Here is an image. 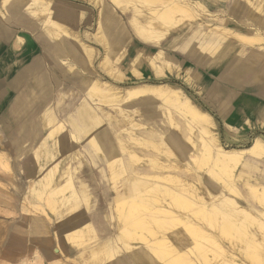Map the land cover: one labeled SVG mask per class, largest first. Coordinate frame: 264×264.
<instances>
[{"label":"bare ground","instance_id":"bare-ground-1","mask_svg":"<svg viewBox=\"0 0 264 264\" xmlns=\"http://www.w3.org/2000/svg\"><path fill=\"white\" fill-rule=\"evenodd\" d=\"M93 1L101 7L100 31L114 20L116 10L131 13V28L144 44L160 47L173 32L181 36L186 29H192L186 33L185 42L181 40L186 34L176 39L181 42V49L187 50L185 53L191 54L197 64L207 63L210 58L213 62L222 60L220 52L227 34L218 29L201 33L200 28L195 29L197 22L187 24L197 18V10L211 14L209 8L216 7L221 12V0ZM245 2L262 13L261 0ZM232 12L242 18L248 11H237L234 7ZM249 14L250 18H257L253 10ZM257 23L263 26L264 20ZM50 24L55 30L59 28L55 22ZM249 41L263 43L264 38L256 35ZM82 48L83 52L91 53ZM114 53L115 49L109 47L107 63L114 60ZM142 56L138 53L134 66ZM170 62L162 50L149 59L154 75L161 78L166 70L174 69ZM185 71L190 82L193 71ZM101 81H95L89 88L92 104L84 102L67 117V122L46 115L45 122L51 127L49 138L57 137L53 149L45 140L43 147L48 148L45 154L35 155L37 165L33 166V171L39 174L34 175L32 197L46 198L59 218L74 212L80 204L85 205L86 212L78 215L82 218L70 227L66 236L68 241L78 240L83 250L80 257L90 255L84 262L264 264L263 139H255L245 150H226L213 131L212 118L174 84L120 89ZM77 143L93 165L102 163L105 167L101 174L106 178V186L115 191L111 204L107 201L112 193L106 189L102 193L103 207L109 206V213L93 214L100 206L92 203V191L85 181H80L79 189L75 187L74 173L78 168L73 170L71 163L76 162L79 169L83 164L81 154L72 151ZM41 159L48 161L46 166L38 164Z\"/></svg>","mask_w":264,"mask_h":264},{"label":"crops","instance_id":"crops-1","mask_svg":"<svg viewBox=\"0 0 264 264\" xmlns=\"http://www.w3.org/2000/svg\"><path fill=\"white\" fill-rule=\"evenodd\" d=\"M36 2L37 0H0V198L32 196L31 181H35L34 175L37 174L33 171V166L37 165L35 153L50 131L48 128H51L45 122L46 115L51 114L58 122H66L67 117L73 115L84 102L92 104L89 88L95 81L102 80L101 82L122 89L156 81L179 82L187 90L193 88L203 94L205 106L217 117L222 132L228 134L229 131L236 130L235 135L228 134V141L247 144L259 132L264 133V88L260 87L264 85V77L258 74L246 85L235 82L234 75L228 71L240 67L242 63L230 62L226 42L221 47V61L213 62L210 58V62L207 60V63L197 64L191 54L181 53L176 49L181 43L176 39L183 37L184 32L181 36L173 32L162 46L153 47L135 36L130 25V13L122 14L116 10L114 20L100 31L98 24L101 7L93 0ZM213 8L209 9L213 11ZM233 8L230 12L236 16L232 12ZM235 8L241 12L248 11L244 4ZM216 11L219 12L218 9ZM51 21L59 28H52ZM185 33L189 34L191 30H186ZM201 33L206 32L201 30ZM82 47H86L91 53L83 52ZM109 47L115 49V58L111 59V64L106 69L100 63L97 64V59L99 56L107 57ZM160 50L170 57V63L174 67L173 72L166 70L162 79L156 78L149 64L150 57ZM246 52L249 54L248 59L243 62L242 67L253 70L264 68V56L261 52ZM138 53L143 56L135 67L133 62ZM118 57H121L119 62ZM185 69L190 73L193 71L190 82ZM66 127L69 128L67 124ZM74 148L81 154L83 163L80 169L76 162L71 163L75 166L73 170L78 168L76 173L73 172L75 186L79 189L80 181H85L92 191V203H99L100 209L105 205L102 201L103 191L106 189L112 193L110 198L115 194L114 190L106 186V178L101 174L104 166L102 163L93 165L79 143ZM38 164L47 163L41 159ZM0 209L9 214L24 216L22 207L15 201L8 203L2 198ZM99 209L93 214H105ZM5 218L8 219L3 220L7 229L3 253L5 259L18 262L34 251L47 262L57 264L63 259L62 256L79 258L83 252L79 245L75 247L67 244L66 236L70 231L62 232L63 238L56 237L57 232L63 231V228L49 226L41 215H31L30 222L14 221L10 216ZM48 229L51 231L47 232ZM59 240L63 242L60 243Z\"/></svg>","mask_w":264,"mask_h":264},{"label":"rangeland","instance_id":"rangeland-1","mask_svg":"<svg viewBox=\"0 0 264 264\" xmlns=\"http://www.w3.org/2000/svg\"><path fill=\"white\" fill-rule=\"evenodd\" d=\"M206 1L207 0H202V3L203 2L205 3ZM261 1H262V8H263L262 13L254 10L252 7L247 6L245 0H221L222 5L224 7V9L221 12H217L215 10L216 8L214 9L213 7H211V9L213 8V11L210 9L211 14H205L202 12H198V10H197L196 11L198 13V14H196L197 18L187 21V24L197 22L195 29L200 28V30H203L204 32H208V33H209V31H216L217 29H218L217 31L222 30L220 32H222L225 35L227 34L226 35L227 36L226 43H227L228 47H226V48H228L227 54H228L230 62L231 61L238 62L237 64L242 63V65H243V62L248 59V55H249L246 51L261 52L262 56H264V41H263V43H255V44H252L251 41H249L251 38H254L256 35H260L261 37L264 38V28H263L264 24H262L263 26H261L259 23H257V21L264 20V0H261ZM200 2H201V0H200ZM240 4L241 5L244 4L248 7V13L244 14L242 16V18H241V16H233L230 12V9L232 7L239 6ZM250 10H253V12L256 13V17H257L256 19L250 18V14H249ZM144 14L146 16H149L148 11H145ZM198 18H200V19H198ZM248 18H250V19L248 20ZM241 23H243V24L241 25ZM212 29H214V30H212ZM223 30H227V32L225 33V31L223 32ZM235 32H236V34H235ZM185 34H183V35H185ZM243 36H245V37H243ZM185 38H187V35L182 38V41L185 42ZM243 38L249 39V40H243ZM76 42L79 43L78 40H76ZM259 45H261V46H259ZM153 47H155V46H153ZM176 49H178L179 52H181V53H185L187 51L184 49L182 50L180 47H176ZM251 56H253V55H251ZM99 63L102 65V68L107 69V67L111 64V61H109V63H107L106 57L102 58V56L101 57L99 56L97 59V64L99 65ZM105 64L107 65L106 67H104ZM242 65L240 67H237V68L235 67L233 69H230V71H228L231 75H234L233 77H235V79H236L235 82L243 83L246 85V84H249L251 82L252 77H255L258 74H260V77H264V68H258V69L255 68L256 70L255 69L253 70L251 68L245 69L244 67H242ZM173 70H169V72H173ZM156 78L162 79L159 76H156ZM149 84H170V85L174 84L175 87L180 88V91H183V93L190 95L192 97L194 103L198 107H200L209 117L212 118V120L214 122L213 131L218 136L220 145L226 150H234V149L235 150H245V149H248L249 147H251L254 140L257 139L258 137H261V139H263V141H264V133H262V132H259L258 133L259 136L257 135L255 137H253L247 144H239V143H233V142L228 141L227 139H229L230 136L236 134V130L229 131L228 134H230V136L228 134L222 132V127L220 126V123H219L217 117L213 116V114L211 113V110H209L205 106V103L203 101V99H204L203 94L200 93L199 90L194 91L193 88H191V90H187L185 85L180 84L179 82L162 83V82L156 81L155 83H149ZM243 84H236V85L241 87V86H243ZM142 85H144V84H142ZM127 87H134V86H127ZM260 87L264 88V85L262 84ZM120 89H122V88H120ZM158 104H159V102H158ZM66 122H67V120H66ZM169 128H173V127H169ZM56 137L57 136L49 138V133H48L46 135L45 139L40 144L35 155L39 152H41V154L42 153L45 154L46 149L48 148V146L43 147L45 140L48 139L49 145L52 146L53 140ZM75 145L73 144L72 148H74ZM51 146H49V148L53 149V146L52 147ZM44 148H45V150H44ZM72 151H75V148L72 149ZM47 162L48 161H46V163ZM44 166H46V165H44ZM1 167L4 168V166H1ZM7 168H9V167L7 166ZM37 168H39V167L37 166ZM35 182L36 181L33 182V180L31 181L32 187L35 186ZM66 195H68V193H66ZM95 197L97 198L98 196H95ZM2 198L5 201H7L8 203H12L13 201H15L20 207H22V212H24L23 213L24 216L23 215L18 216V214H14V215L9 214V213H6L5 211H3L2 209H0V264H51V263L47 262L46 260H44L40 254L35 253L34 251H32V253L25 255L18 262L17 261H15V262L10 261L7 258L5 259L3 257L4 248H5L4 239L6 238V232H7L6 225H4L3 220H8L7 218H5V216H10L11 220H14V221L18 220L19 222H23V221L24 222H30V216L31 215H33V216L41 215L42 218H45L47 220L49 226L52 225L54 227L63 228V231L57 232V235H56V237L59 236V237L63 238L62 232H65V233L67 231L71 232L69 226H72L74 223H77L79 220L78 218H80L78 215L82 214L83 211L85 212V207H84L85 205L80 204V206L78 208H76L74 210V212H70L68 215L66 213L67 216L64 215L63 218H59V216L53 211V208H52L53 206L51 207V205H49L47 203L46 198L45 199L44 198H37L36 199V198H33L32 196H28V195L25 197H22V198L1 197L0 198L1 202H2ZM113 200H114V196H112L108 200L109 204H111ZM99 210L103 213H109V206L101 207ZM70 215L75 216V217L73 219H71L70 221H67L68 222L67 223L66 219L72 217V216L69 217ZM60 224H62V225L60 226ZM65 224H66V226H65ZM50 229H48L47 232ZM73 241H75V240L68 241L67 244L77 247L78 246V240H76V242H73ZM59 242L61 243L63 241L59 240ZM80 248H81V246H80ZM86 255L81 256L77 259L76 258H68L65 255V256H62L63 259L60 260V262H58L57 264H91V261H89V260L87 262H84V259H90L89 258L90 255L88 253Z\"/></svg>","mask_w":264,"mask_h":264}]
</instances>
